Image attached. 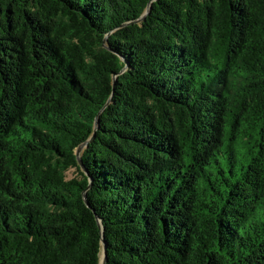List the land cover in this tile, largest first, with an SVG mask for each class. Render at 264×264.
I'll use <instances>...</instances> for the list:
<instances>
[{
	"label": "trees",
	"instance_id": "16d2710c",
	"mask_svg": "<svg viewBox=\"0 0 264 264\" xmlns=\"http://www.w3.org/2000/svg\"><path fill=\"white\" fill-rule=\"evenodd\" d=\"M96 217L106 264H264V0H0V264H101Z\"/></svg>",
	"mask_w": 264,
	"mask_h": 264
},
{
	"label": "water",
	"instance_id": "95a60500",
	"mask_svg": "<svg viewBox=\"0 0 264 264\" xmlns=\"http://www.w3.org/2000/svg\"><path fill=\"white\" fill-rule=\"evenodd\" d=\"M146 15H147V14H146ZM146 15H144L142 19H144V18L146 17ZM125 69H126V68H125ZM86 145H87V143H85L84 145H82V146L77 150V153H76L77 158H78V161H79V164H80L82 170H85V169H84V165H83V163H82V160L80 159V153H81V150L83 149V147L86 146ZM84 199H85L86 204L89 206V203H88V200H87V196H86V194H84ZM96 218H97V220H98V225H99V228H100V233H101L102 243H103V250H104V251H103V259H102L101 264H106V259H107V257H106V244H105V242H104V240H103V238H104L103 226H102V223H101L100 219H99L98 217H96Z\"/></svg>",
	"mask_w": 264,
	"mask_h": 264
},
{
	"label": "rangeland",
	"instance_id": "374dc122",
	"mask_svg": "<svg viewBox=\"0 0 264 264\" xmlns=\"http://www.w3.org/2000/svg\"><path fill=\"white\" fill-rule=\"evenodd\" d=\"M72 177H76V172L74 170H70L68 173H67V178H72Z\"/></svg>",
	"mask_w": 264,
	"mask_h": 264
}]
</instances>
